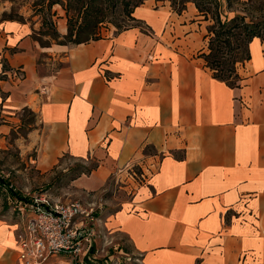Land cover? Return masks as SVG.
<instances>
[{"label":"crops","instance_id":"obj_1","mask_svg":"<svg viewBox=\"0 0 264 264\" xmlns=\"http://www.w3.org/2000/svg\"><path fill=\"white\" fill-rule=\"evenodd\" d=\"M51 12L64 36L63 10ZM131 16L124 31L48 47L34 37L40 20L1 21L0 143L27 111L24 152L41 173L67 156L96 163L73 183L85 194L125 182L91 246L124 238L140 264H264V42L249 43L232 88L206 67L209 23L194 4L177 14L147 0ZM2 208L0 264H17L20 221Z\"/></svg>","mask_w":264,"mask_h":264},{"label":"rangeland","instance_id":"obj_2","mask_svg":"<svg viewBox=\"0 0 264 264\" xmlns=\"http://www.w3.org/2000/svg\"><path fill=\"white\" fill-rule=\"evenodd\" d=\"M39 0H16L0 5V9H7L6 11H0V21L2 14L6 12L13 15H21L25 21H32L33 18L40 20V14L34 15V11L39 9H33V4ZM222 3L221 6V18L230 19L235 14L244 16L241 11L243 9L242 3L246 0H239L238 3H232L228 11L224 0H219ZM144 4V3H143ZM42 15V14H41ZM59 19V18H58ZM125 22L123 25H132V21L129 18H123ZM52 21L54 19L51 18ZM56 21V19H55ZM67 21V19H66ZM99 27V37H104L107 33H116L122 30L124 26L120 22H113L109 18ZM208 26L212 24L208 20ZM121 26L120 29L115 27ZM55 25V24H54ZM207 26V28H208ZM41 27V26H40ZM67 29V24L65 25ZM208 33V32H207ZM60 35V34H59ZM61 36V35H60ZM43 41H47L49 44H56L59 41H65L61 36L59 39L53 41L48 35L42 36ZM209 40V38H208ZM45 43V42H44ZM75 44H68L67 46H73ZM234 48V46H233ZM239 53L244 57L246 53L245 48ZM247 61H243L236 65V67L244 68ZM19 119L16 123L17 129L10 133L4 143H0V180L6 185L0 184V199L2 203V210H7L13 217H17V209L19 206L28 201L33 194H46L54 200H60L61 202L69 200H88L93 201V193L85 194L79 188L74 186V181L82 175L88 174L95 166L94 161H79L64 156L59 164L53 167L47 173H41L37 170L30 157L32 153L24 152V144L27 140V136L31 131V125H33L34 118L27 112L23 111L17 116ZM136 172V171H134ZM137 173V172H136ZM124 181L118 180L116 184H109V191L105 195V204L99 211L96 212V217H100L105 213L107 209H112L118 204V200L128 196V191H124ZM108 236V235H107ZM90 253V255H89ZM77 264H140L139 258L133 254L130 249L129 243L121 237H107L99 235L96 237L90 249L86 255L78 257L66 256ZM67 260V258H64Z\"/></svg>","mask_w":264,"mask_h":264},{"label":"trees","instance_id":"obj_3","mask_svg":"<svg viewBox=\"0 0 264 264\" xmlns=\"http://www.w3.org/2000/svg\"><path fill=\"white\" fill-rule=\"evenodd\" d=\"M16 1V0H11ZM147 0H39L33 4L34 15L40 14L41 27L39 31L34 32L35 40L42 47H48L50 44L43 41L42 36L48 35L55 41L61 36L51 20L55 13L52 8L57 5L64 12L67 19V32L62 36L65 41H59L58 45H68L70 43L78 45L89 41H97L99 37V27L107 22V18L113 22L122 23L124 31L132 25H123L125 20L133 22V10L142 5ZM156 2H169L171 8L177 14L186 9L187 3L194 4L199 15L204 20H210L211 25L207 28V53L202 54L206 67L212 72L215 79L225 82L229 87H237L240 77L237 73V64L243 61H249L248 45L254 38H259L264 42V0H246L242 3L241 11L244 16L235 14L232 18L222 20L221 6L219 0H154ZM239 0H224L228 11L232 3H238ZM42 14V15H41ZM14 20L25 23L21 15H13L12 12L2 14L1 21ZM0 21V22H1ZM120 29L121 26H117ZM45 42V43H44ZM234 46V48H233ZM245 48L244 57L239 55ZM239 51V53H235ZM96 166L88 172H92ZM85 174V175H88ZM6 185L0 180V184ZM1 188V187H0Z\"/></svg>","mask_w":264,"mask_h":264},{"label":"built area","instance_id":"obj_4","mask_svg":"<svg viewBox=\"0 0 264 264\" xmlns=\"http://www.w3.org/2000/svg\"><path fill=\"white\" fill-rule=\"evenodd\" d=\"M13 75L23 81L20 70ZM137 182L145 181L143 172L130 173ZM108 191L92 196L93 201L61 202L46 194H33L17 209L20 227L16 234L17 264H46L53 256L86 255L96 234V212L105 204Z\"/></svg>","mask_w":264,"mask_h":264}]
</instances>
